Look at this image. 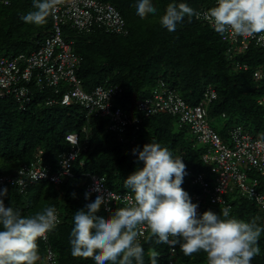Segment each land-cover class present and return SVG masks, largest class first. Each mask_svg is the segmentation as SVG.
Returning <instances> with one entry per match:
<instances>
[{
	"label": "trees",
	"instance_id": "1",
	"mask_svg": "<svg viewBox=\"0 0 264 264\" xmlns=\"http://www.w3.org/2000/svg\"><path fill=\"white\" fill-rule=\"evenodd\" d=\"M97 1L117 8L126 21L128 34L116 35L103 30L86 34L65 28V37L74 42L75 51L82 57L78 77L83 89L91 93L100 85L120 88L113 106L140 121L125 130L121 135L124 141L109 129L110 118H89L79 104L46 106L48 98H60L51 89L32 86L33 101L25 111L13 98L0 99V177L17 176L22 166L34 160L39 149L45 151L46 164L55 171L59 156L71 150L67 135L79 136L81 150L73 168L75 178L60 185L48 180L31 183L23 191L17 185L0 186L8 189L4 197L6 206L14 202L25 216L46 205L55 206L60 213L62 223L48 234L47 240L37 241L36 264H94L91 258L72 257L69 244L74 213L96 198L85 199L83 172L105 177L106 185L114 191L130 193L123 187V181L143 167L132 149H142L144 144L155 140L182 157L187 166L182 187L190 196L201 192L200 186L193 183L194 176L202 174L214 179L202 158L205 146L193 140L188 126L179 125L178 116L164 112L145 116L138 111L137 103L152 99L162 83L191 106L201 103L206 89L213 88L217 98L209 103L207 113L224 142L229 140V130L237 126L255 138L264 137V77L260 80L255 77L258 71L264 74V50L252 43L243 52H234L210 24L196 17L191 20L185 17L172 33L158 22L169 3H186L199 12L215 6L216 0H152L157 14H150L146 19L136 15L137 0ZM32 10V0H12L9 6H0V51L12 48L15 52L12 56L30 52L48 37L51 16L42 26L27 25L21 20V16ZM219 121L224 122L220 129L216 125ZM226 197L233 215L245 220L255 218L264 227V209L238 190ZM222 207L225 206L205 202L200 214L207 210L219 212ZM98 214L107 216L109 212L102 206ZM141 244L146 253L155 247L160 253L158 264H206L203 252L186 257L179 246L171 253L172 247L167 244L153 245L144 240ZM259 244L261 254L251 264H264V233ZM49 252H52L50 261ZM145 264H149L147 255Z\"/></svg>",
	"mask_w": 264,
	"mask_h": 264
},
{
	"label": "clouds",
	"instance_id": "2",
	"mask_svg": "<svg viewBox=\"0 0 264 264\" xmlns=\"http://www.w3.org/2000/svg\"><path fill=\"white\" fill-rule=\"evenodd\" d=\"M61 3L62 0H32L34 10L21 16V20L27 25L42 26L50 16L54 18ZM4 4L8 5L9 0H4ZM135 8L141 19L157 14L152 0H137ZM185 17L199 19L201 13L186 3H169L158 22L172 33ZM203 17L221 38L260 34L257 44H264V0H217ZM132 154L143 162L142 168L123 181L132 200L125 201L122 207L106 208L107 216L99 215L102 206L112 201L111 192H101L77 210L69 234L72 257L91 258L94 264H145L147 255L149 264H158L160 253L155 247L146 253L140 242L142 237L145 243L167 244L173 250L179 246L186 257L203 252L206 264H251L261 254L259 240L264 227L255 218H237L228 206L219 212L207 210L200 214L205 202L210 203L208 200H204L198 213L199 205L191 198L202 191L190 196L183 189L187 166L182 157L155 140L142 149H132ZM7 195L8 189L0 188V264H36L37 241L47 240L48 234L62 223L60 213L55 206L46 205L25 216L14 202L6 206ZM91 195L92 190L84 193L86 200Z\"/></svg>",
	"mask_w": 264,
	"mask_h": 264
},
{
	"label": "built area",
	"instance_id": "3",
	"mask_svg": "<svg viewBox=\"0 0 264 264\" xmlns=\"http://www.w3.org/2000/svg\"><path fill=\"white\" fill-rule=\"evenodd\" d=\"M11 1L5 5L4 0H0V6H9ZM207 11H199V20L208 23L203 17V13ZM65 28L86 34L95 30L116 35L128 34L126 21L114 5L97 0H62L57 6L54 18L52 17L50 34L37 43L35 50L12 57L0 56V99L13 98L19 108L25 111L33 101L32 86L40 90L51 89L55 95H60V98H48L46 106H70L75 103L86 110L89 118H110L109 129L119 134V140L123 142L121 135L125 130L129 126L138 125L140 121L113 106V99L121 92L120 88L100 85L91 93L83 89L82 80L78 77L82 57L75 51L74 42L66 39ZM259 35H230L227 39H222L229 42L234 52H243L252 43L264 50V44H257ZM255 77L260 80L264 74L258 71ZM203 97L204 100L198 105H188L175 91H169L162 83L152 99L137 103V109L145 116L155 115L157 112L178 116L179 125L188 126L191 133L197 136L198 142L205 146L206 152L202 158L211 169L214 179H207L202 174L193 178V183L199 185L202 191L200 195L195 194L191 198L193 203L199 205L198 213L204 200L214 205L230 207L226 203V196L229 192L237 190L264 209V137L255 138L243 127L237 126L229 131L230 144L224 142L212 127V120L207 113L208 105L217 98V93L209 87ZM221 118H225V114ZM83 131L86 132L87 129L84 128ZM66 140L70 143L71 150L59 156L55 171L46 164L45 151L39 149L34 160L22 166L17 176L0 177V186L17 185L23 191L31 183L48 180L60 185L65 180L75 178L73 168L81 150L79 136L69 134ZM80 166H84L83 161ZM242 166L245 169H242ZM82 176L86 191L92 190L91 197L101 192L104 195L111 192L112 201L105 206V210L115 205H124L125 201H131L133 198L131 193L112 191L107 187L103 176L88 172H83ZM18 180L20 182L15 183ZM144 231L147 236L148 230L145 228ZM143 240L142 237L140 242ZM51 257L52 252H49L48 261Z\"/></svg>",
	"mask_w": 264,
	"mask_h": 264
},
{
	"label": "rangeland",
	"instance_id": "4",
	"mask_svg": "<svg viewBox=\"0 0 264 264\" xmlns=\"http://www.w3.org/2000/svg\"><path fill=\"white\" fill-rule=\"evenodd\" d=\"M14 50L12 48H4L0 51V56H4V57H11L14 54ZM217 128H221V126H224V122H217L216 123ZM214 127V126H213ZM230 131V130H229ZM193 140H195V142L199 145H203L201 143L198 142L197 140V136L193 134ZM230 144V141H228ZM204 146V145H203ZM242 169H245L243 166L241 167Z\"/></svg>",
	"mask_w": 264,
	"mask_h": 264
}]
</instances>
